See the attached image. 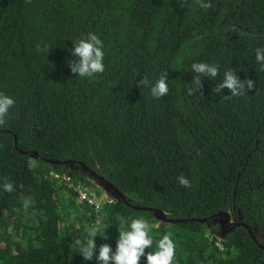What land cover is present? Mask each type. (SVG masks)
<instances>
[{"label":"trees","instance_id":"1","mask_svg":"<svg viewBox=\"0 0 264 264\" xmlns=\"http://www.w3.org/2000/svg\"><path fill=\"white\" fill-rule=\"evenodd\" d=\"M205 2L212 7L0 0V92L15 100L0 127V264H98L76 242L97 225L96 255L105 243L114 252L121 217L126 227L149 223L146 254L171 233L173 264H264V70L255 61L264 0ZM90 32L103 41L105 71L79 78L68 61ZM197 62L219 75L195 90ZM229 69L255 88L230 99L228 89L215 93ZM165 72V97L138 84ZM83 175L103 178L114 195ZM85 187L95 203L80 199ZM217 212L229 215L224 229L243 223L250 232L243 224L223 232Z\"/></svg>","mask_w":264,"mask_h":264},{"label":"clouds","instance_id":"2","mask_svg":"<svg viewBox=\"0 0 264 264\" xmlns=\"http://www.w3.org/2000/svg\"><path fill=\"white\" fill-rule=\"evenodd\" d=\"M30 3L31 0H26ZM199 7L208 9L212 7L210 2L205 0H195ZM40 51L39 45H37ZM76 60H69L68 67L73 74H78L79 78H92L97 74H102L105 71L103 63L105 53L103 51V41L94 33H88L85 38H81L74 43V50L71 52ZM255 61L264 70V48H257ZM191 70L195 73L193 84L195 90L202 88V78L208 77L215 79L219 75V67L208 63H193ZM168 73H162L154 85L145 76L138 81L139 86H151V95L154 98L165 97L169 94ZM255 88V83L251 79L241 80L237 73L229 69L223 74V81L214 88L215 93H222L223 89H228L230 95L224 98H232L243 96L247 93L246 89L252 90ZM15 100L0 92V127L5 126L6 119L10 110L14 107ZM178 184L184 188H191L190 180L180 175L177 178ZM4 191L11 193L14 191V184L5 180L3 184ZM25 208L29 206V201H25ZM127 221L121 217L119 220V237L117 240L116 249L113 252L111 246L107 243L100 245L98 255H96L97 244L96 237L98 236L99 227L93 225L87 229V238L81 242L77 241L79 253L85 261H91L95 257L98 264H140L142 257L147 259V264H173L176 253V246L171 238L172 234L167 233L161 239L156 241V250L147 252L146 249H151L153 246V238L150 235V225L143 218L131 219L130 225L126 227Z\"/></svg>","mask_w":264,"mask_h":264},{"label":"rangeland","instance_id":"3","mask_svg":"<svg viewBox=\"0 0 264 264\" xmlns=\"http://www.w3.org/2000/svg\"><path fill=\"white\" fill-rule=\"evenodd\" d=\"M76 168H77V167L72 166V169H76ZM83 176H84V178H86L89 182H91L94 186L100 188V190L104 193V195H114L113 193H111V191L109 190V188L106 187V184H104V182L99 181V180H96V179H94V178L91 177V176H86V175H83ZM155 216L158 217L157 214H155ZM215 220L217 221V223H220V224H221L225 219H224L223 216L220 215V216H218ZM228 221H229V220H228ZM228 221L225 223L224 226L227 225ZM224 226H223V227H224Z\"/></svg>","mask_w":264,"mask_h":264},{"label":"water","instance_id":"4","mask_svg":"<svg viewBox=\"0 0 264 264\" xmlns=\"http://www.w3.org/2000/svg\"><path fill=\"white\" fill-rule=\"evenodd\" d=\"M16 141H17V137H16ZM92 174L95 175L96 173H94L92 171ZM96 176V175H95ZM99 178V177H97ZM101 181H103V178H99ZM108 185V184H107ZM110 188L113 189V187L111 185H108ZM120 196L122 197V195L120 194ZM156 212H158L160 214V216L163 218L164 217V214H163V211L161 210H156ZM217 215H223L225 217V220L221 223V226H220V229L223 231V232H227L228 230H230L232 227H234L235 225L237 224H243V223H235L233 224L231 227L227 228V229H224L223 226L225 225V223L229 220V215L226 213V212H217ZM168 220H171V221H175L176 219H168ZM200 221H206L207 218H202V219H199ZM244 226L247 227V229L249 228L246 224H243ZM248 231L250 232V230L248 229Z\"/></svg>","mask_w":264,"mask_h":264},{"label":"built area","instance_id":"5","mask_svg":"<svg viewBox=\"0 0 264 264\" xmlns=\"http://www.w3.org/2000/svg\"><path fill=\"white\" fill-rule=\"evenodd\" d=\"M60 176L57 174L56 175V178H59ZM65 178L67 179V180H70V178L68 177V176H65ZM89 192H91V194H92V196L90 195V193ZM94 191H92V190H90L89 188H84V189H82V188H80V199L81 200H85V199H88L89 200V202H96V194L95 193H93Z\"/></svg>","mask_w":264,"mask_h":264}]
</instances>
